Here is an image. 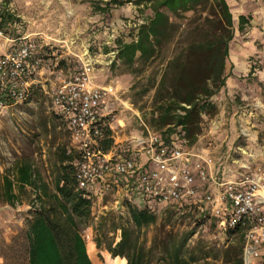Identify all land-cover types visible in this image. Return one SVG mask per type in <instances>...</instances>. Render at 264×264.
<instances>
[{"label":"rangeland","instance_id":"obj_1","mask_svg":"<svg viewBox=\"0 0 264 264\" xmlns=\"http://www.w3.org/2000/svg\"><path fill=\"white\" fill-rule=\"evenodd\" d=\"M8 1L15 18L8 32L2 33L10 40L35 39L45 62L33 78L27 101L0 114V264H30L28 223L40 201L35 189L20 186L19 169L29 167L38 188L47 185L54 192L63 151H73L70 135L52 106L53 92L90 56L95 62L94 83L117 89L112 137L114 147L128 153L131 141L144 134L140 119L154 132L168 129L159 123L162 101L157 103V87L169 64L190 44L193 25L188 23L193 15L187 14L180 22L179 32L163 46L154 63L131 69L106 56L117 40L132 41L151 11L129 0L109 6L106 13L97 7L106 9L112 0ZM226 1L235 36L224 85L213 88L215 94L200 101L205 109L195 132L196 142L189 148L208 160L214 177L264 181V0ZM241 17L249 20L242 31ZM8 47L0 39V54ZM7 180L14 186V206L6 202ZM126 195L116 189L100 194L94 199L93 216L80 225L92 264H127L109 252L120 243L124 229L130 231L132 250L148 253L156 249L153 264H172L176 255L184 264H224L227 251L238 245L237 234L221 230L211 213L212 219L200 222L194 214L165 207L155 215V225L136 229L129 205L142 208L143 203L139 198L132 202ZM165 246L171 253L168 260L158 254Z\"/></svg>","mask_w":264,"mask_h":264},{"label":"trees","instance_id":"obj_2","mask_svg":"<svg viewBox=\"0 0 264 264\" xmlns=\"http://www.w3.org/2000/svg\"><path fill=\"white\" fill-rule=\"evenodd\" d=\"M129 2L152 13L151 17L138 27L137 35L132 41L125 42L119 39L110 51L116 52L117 62L131 69L137 65L148 67L154 63L160 57L163 46L173 40L179 32L180 22L187 19V14L193 15V19L188 23L193 25L190 31L191 42L186 50L169 64L157 87L159 99L157 103L162 101L159 102L162 103L159 109V123L162 128H168L164 133H160L165 145L179 146L182 141H187L190 146L196 142L195 132L200 123L201 113L205 109L203 106L200 107V101L203 98H211L215 94V89L219 90L224 85L226 60L235 36L230 7L226 0H129ZM122 4L123 1L112 0L106 9L97 7V10L106 13L109 6ZM14 18V14L9 10V1L0 0V32L7 33L8 26L14 22ZM248 22L245 17L240 18L241 31ZM210 83L216 87H212ZM113 147L112 131L106 129L100 149L109 152ZM75 159L73 152L63 151L58 162L54 192L49 191L47 185L38 188L29 167L19 169L20 186L35 189L40 201L38 208L31 213L32 219L28 223L30 264H92L87 243L80 232V225L93 216L94 200L84 191L77 190ZM5 185L6 202L14 206L16 199L14 186L8 180L5 181ZM178 206L180 205L174 204L173 207ZM176 212L194 214L200 222L212 219L208 206H204L202 212L196 205L181 204ZM129 214L136 229L147 228L157 222L155 215L135 204L129 205ZM216 224L218 225L217 222ZM228 232L237 234L238 245L227 251L224 264H244V231L237 229ZM166 246L163 251L158 252L163 260L171 258ZM96 248L98 250L101 248L98 242ZM131 250L130 231L124 229L120 243L115 249L109 250L112 257L124 259L127 264H153L156 249L148 253L144 249ZM171 260L172 264H184L179 255Z\"/></svg>","mask_w":264,"mask_h":264},{"label":"built area","instance_id":"obj_3","mask_svg":"<svg viewBox=\"0 0 264 264\" xmlns=\"http://www.w3.org/2000/svg\"><path fill=\"white\" fill-rule=\"evenodd\" d=\"M0 39L9 46L0 54L2 114L27 101L33 78L45 62L35 39L10 40L2 32ZM106 58L115 60L116 52ZM89 59L61 81L52 95V106L70 135L76 156L77 190L93 200L113 189L124 191L132 202L141 199L143 208L153 215L165 207L175 209L174 204L196 205L202 212L208 206L221 230L243 229L244 264H262L264 181L214 177L208 160L190 150L187 141L166 146L161 134L152 131L142 119L144 134L131 141L128 153L115 147L109 152L101 150L104 131H113L111 117L119 98L112 85L94 83L95 62L90 56Z\"/></svg>","mask_w":264,"mask_h":264},{"label":"crops","instance_id":"obj_4","mask_svg":"<svg viewBox=\"0 0 264 264\" xmlns=\"http://www.w3.org/2000/svg\"><path fill=\"white\" fill-rule=\"evenodd\" d=\"M14 189V188H13ZM13 192H14V190H13ZM15 194V193H14Z\"/></svg>","mask_w":264,"mask_h":264}]
</instances>
